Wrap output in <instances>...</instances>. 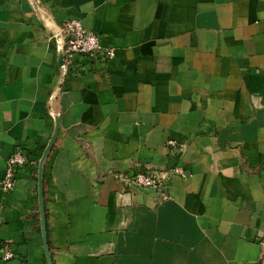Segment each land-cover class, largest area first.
Instances as JSON below:
<instances>
[{"label": "crops", "instance_id": "crops-1", "mask_svg": "<svg viewBox=\"0 0 264 264\" xmlns=\"http://www.w3.org/2000/svg\"><path fill=\"white\" fill-rule=\"evenodd\" d=\"M70 18L114 55L77 54L61 78L52 31ZM52 114V264H256L264 0H0V177L15 148L29 160L0 189L16 254L0 264H47ZM138 168L164 188L129 187Z\"/></svg>", "mask_w": 264, "mask_h": 264}, {"label": "built area", "instance_id": "built-area-1", "mask_svg": "<svg viewBox=\"0 0 264 264\" xmlns=\"http://www.w3.org/2000/svg\"><path fill=\"white\" fill-rule=\"evenodd\" d=\"M58 28L63 46L64 67L71 65L73 57L77 54L88 56H100L111 58L114 55L113 49L105 47L97 33L87 29L82 21L78 18L65 20ZM61 67V66H60ZM62 71L63 68L61 67ZM166 144L176 147L175 141L168 139ZM26 153L21 148H15L7 157L6 165L2 176L0 177V189L9 191L13 188L16 170L28 162ZM171 173L182 175L181 167L175 166ZM126 184L129 187L143 188H164L161 178L154 172L138 168L125 177ZM166 196V194H164ZM257 244L260 248L256 264H264V231L259 232L256 237ZM10 239L0 243V261H9L16 257Z\"/></svg>", "mask_w": 264, "mask_h": 264}, {"label": "water", "instance_id": "water-1", "mask_svg": "<svg viewBox=\"0 0 264 264\" xmlns=\"http://www.w3.org/2000/svg\"><path fill=\"white\" fill-rule=\"evenodd\" d=\"M55 40H56V46H57V57H58V62L59 65L63 68V74L62 77L63 78L65 76V72L66 69L64 67V59H63V46L61 43V36L58 32V29H55L54 31H52ZM52 117L54 119V130L53 133L49 139V141L47 142V144L45 145L40 158L37 161V180H38V184H37V191H38V206H39V217H40V230H41V235H42V242H43V248H44V253H45V257H46V262L47 264H52V259L50 256V251H49V246H48V241H47V232H46V222H45V214H44V199H43V169H44V164H45V160L47 158V155L51 149V147L54 144V141L56 139V136L58 134V127H59V119H58V115L56 114H52Z\"/></svg>", "mask_w": 264, "mask_h": 264}]
</instances>
